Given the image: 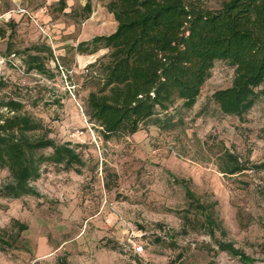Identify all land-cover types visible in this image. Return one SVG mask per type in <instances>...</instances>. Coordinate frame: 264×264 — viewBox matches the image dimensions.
I'll use <instances>...</instances> for the list:
<instances>
[{
  "label": "rangeland",
  "instance_id": "obj_1",
  "mask_svg": "<svg viewBox=\"0 0 264 264\" xmlns=\"http://www.w3.org/2000/svg\"><path fill=\"white\" fill-rule=\"evenodd\" d=\"M108 1L23 0L20 15L14 0H0V102H21L43 126L32 137L69 143L85 164L45 163L37 196L0 195V264H244L219 243L264 264V84L247 114L225 115L213 94L232 85L234 67L217 61L191 109L176 101L136 134L105 141L86 102L109 61L106 49L90 54L93 11ZM198 1L217 10L225 0ZM35 56L44 72L31 67ZM8 179L0 170V188ZM186 187L218 227L190 205Z\"/></svg>",
  "mask_w": 264,
  "mask_h": 264
},
{
  "label": "trees",
  "instance_id": "obj_2",
  "mask_svg": "<svg viewBox=\"0 0 264 264\" xmlns=\"http://www.w3.org/2000/svg\"><path fill=\"white\" fill-rule=\"evenodd\" d=\"M59 3L66 6L65 0ZM85 9L91 10L89 2ZM107 9L117 27L91 40L90 54L106 49L109 61L100 64L102 87L91 92L86 102V116L100 128L105 141L136 134L142 124L176 101L191 109L217 61L234 67L232 85L213 94L219 110L242 117L255 105L256 90L264 84V0H225L217 10L198 0H109ZM32 60L33 69L45 71L39 57ZM4 86L0 79V89ZM1 108L12 114L0 115V170L9 173L0 188L2 197L37 196L32 183L41 177L45 163L67 171H80L85 165L69 143L32 137L43 126L23 112L21 102L1 101ZM45 150L52 153L46 156ZM185 193L191 206L204 210L206 224L218 227L214 215L188 187ZM218 245L242 263L252 262L233 245Z\"/></svg>",
  "mask_w": 264,
  "mask_h": 264
},
{
  "label": "crops",
  "instance_id": "obj_3",
  "mask_svg": "<svg viewBox=\"0 0 264 264\" xmlns=\"http://www.w3.org/2000/svg\"><path fill=\"white\" fill-rule=\"evenodd\" d=\"M22 1L23 0H14V4H15L14 12H17V14H20V15L27 13L26 9L21 6ZM46 1H47L46 2L47 4H51L54 1H58V0H46ZM73 1L74 0H67L66 4L68 6H70L71 3H73ZM105 5H106L105 7L104 6L101 7L99 5V11L94 10L92 17H91V19L94 20L95 17L98 16L97 19H99V26L97 25L96 28H94V31H99V36L109 35V34L113 33L117 27V23L114 21L113 15L108 11L107 4H105ZM20 10H24L25 12H20ZM104 13H106V14L104 15ZM105 16L107 17V20H109V21L103 22L105 19Z\"/></svg>",
  "mask_w": 264,
  "mask_h": 264
},
{
  "label": "built area",
  "instance_id": "obj_4",
  "mask_svg": "<svg viewBox=\"0 0 264 264\" xmlns=\"http://www.w3.org/2000/svg\"><path fill=\"white\" fill-rule=\"evenodd\" d=\"M20 12H25L24 10H20ZM88 72V70H87ZM136 251L137 252H142V248L139 246V247H135Z\"/></svg>",
  "mask_w": 264,
  "mask_h": 264
}]
</instances>
